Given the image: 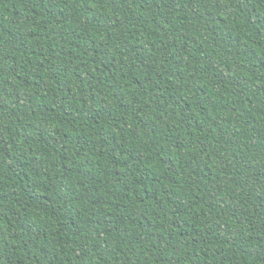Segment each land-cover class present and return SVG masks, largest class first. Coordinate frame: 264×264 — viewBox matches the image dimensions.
I'll return each instance as SVG.
<instances>
[{"label":"trees","instance_id":"1","mask_svg":"<svg viewBox=\"0 0 264 264\" xmlns=\"http://www.w3.org/2000/svg\"><path fill=\"white\" fill-rule=\"evenodd\" d=\"M0 264H264V0H0Z\"/></svg>","mask_w":264,"mask_h":264}]
</instances>
